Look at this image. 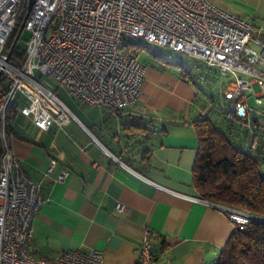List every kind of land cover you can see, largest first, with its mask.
Listing matches in <instances>:
<instances>
[{
    "label": "crops",
    "instance_id": "crops-1",
    "mask_svg": "<svg viewBox=\"0 0 264 264\" xmlns=\"http://www.w3.org/2000/svg\"><path fill=\"white\" fill-rule=\"evenodd\" d=\"M211 1L264 38V0ZM151 52L133 106L112 112L80 108L86 105L76 100L74 110L68 108L78 122L47 131L19 115L13 120L10 146L27 176L41 181L44 199L26 244L33 257L94 249L103 264H138L148 237L156 264H216L235 227L192 187L193 122L217 119L211 110L227 102L225 82L216 94L204 91L205 79L187 78ZM251 88L248 118L240 124L257 122L264 151V86L253 82ZM51 161L55 167L43 179ZM62 170L67 177L51 181Z\"/></svg>",
    "mask_w": 264,
    "mask_h": 264
},
{
    "label": "built area",
    "instance_id": "built-area-1",
    "mask_svg": "<svg viewBox=\"0 0 264 264\" xmlns=\"http://www.w3.org/2000/svg\"><path fill=\"white\" fill-rule=\"evenodd\" d=\"M25 5L27 0H0V264H103L102 252L94 249L36 258L26 248L44 199L41 181L27 176L10 146L12 122L19 115L47 131L77 121L42 78L86 106L117 112L136 103L145 75L132 43L165 48L215 69L225 81L227 118L243 122L251 84L264 86V38L211 0H33L24 21L29 36L23 57L7 60L4 48ZM17 95L26 105H18ZM255 103L261 104L256 96ZM54 167L51 161L43 179ZM67 175L62 170L51 181ZM218 209L240 231L260 220ZM156 262L145 237L138 264Z\"/></svg>",
    "mask_w": 264,
    "mask_h": 264
},
{
    "label": "trees",
    "instance_id": "trees-1",
    "mask_svg": "<svg viewBox=\"0 0 264 264\" xmlns=\"http://www.w3.org/2000/svg\"><path fill=\"white\" fill-rule=\"evenodd\" d=\"M25 14L26 5L4 48L6 53L10 51L16 59L23 55L18 41L23 32H20V26ZM132 46L147 48V45L139 43H132ZM148 52L152 53L149 49ZM154 55L166 64H171L159 52ZM175 66L187 78H201L209 82L212 70L217 78L213 82H219L217 71H205L202 64L197 68L204 70L205 74L196 73L194 76L182 65ZM228 107L229 103L226 102L218 109L211 110L217 119L204 118L193 122L197 154L192 169V187L202 201L260 219L251 220L243 231L234 230L216 264H264V174L260 171V165L264 163V151L260 146L261 134L257 131L255 120H250L248 126L244 127L240 121L227 118ZM135 126L142 129L140 125Z\"/></svg>",
    "mask_w": 264,
    "mask_h": 264
},
{
    "label": "rangeland",
    "instance_id": "rangeland-1",
    "mask_svg": "<svg viewBox=\"0 0 264 264\" xmlns=\"http://www.w3.org/2000/svg\"><path fill=\"white\" fill-rule=\"evenodd\" d=\"M28 32L23 30L22 35H21V39L18 41V47L21 49V51H24L26 48V42L28 39ZM142 47V46H134V48L137 50L138 52V60L140 63L144 64H148V60L150 59V55L148 53V49L153 51V52H159L160 55L162 57H166V60L171 63L172 65L174 64V67L176 64H180L182 65V67L191 72V75L194 76L196 73L198 74H205L204 70L197 68V66L201 65L198 61L186 56V55H182L179 53H174L171 52L165 48H155L152 46H146ZM23 57V55L18 58L17 60H21ZM15 58V57H14ZM202 66L204 67V65L202 64ZM145 67V66H144ZM176 70H181L179 67H175ZM205 71H208V69H206L204 67ZM36 76H39V74L37 72H35ZM212 79H210V82L208 83L207 81H203L201 83V87L202 89L205 91L206 88L207 90H210L212 92V94H216L219 91V83L218 82H213L214 79H217L216 76L212 73L209 74ZM42 80L44 81V84L51 90L55 91V93L57 94V96L64 102V104L67 107H70V109L73 111V105H74V101H76L74 98H72L71 96H69V94L64 90V89H58L57 85L55 84V82H53L51 79L48 78H42ZM247 98H249V95L247 94ZM16 101L18 103L19 106H24L26 105V102L24 100L23 97H21L20 95L16 96ZM80 108H85V109H89L87 108V106H80Z\"/></svg>",
    "mask_w": 264,
    "mask_h": 264
},
{
    "label": "water",
    "instance_id": "water-1",
    "mask_svg": "<svg viewBox=\"0 0 264 264\" xmlns=\"http://www.w3.org/2000/svg\"><path fill=\"white\" fill-rule=\"evenodd\" d=\"M32 4H33V0H27L26 14H25V16H24V21H25V19L27 18L28 14H29V12H30V10H31V6H32ZM24 21L22 22V24H21V26H20V32H21V31L23 30V28H24ZM10 57H11V52L9 51V52L7 53V60H9Z\"/></svg>",
    "mask_w": 264,
    "mask_h": 264
}]
</instances>
